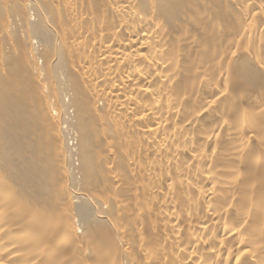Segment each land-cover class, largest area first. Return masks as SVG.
I'll use <instances>...</instances> for the list:
<instances>
[{
  "label": "bare ground",
  "instance_id": "obj_1",
  "mask_svg": "<svg viewBox=\"0 0 264 264\" xmlns=\"http://www.w3.org/2000/svg\"><path fill=\"white\" fill-rule=\"evenodd\" d=\"M0 264H264V0H0Z\"/></svg>",
  "mask_w": 264,
  "mask_h": 264
}]
</instances>
